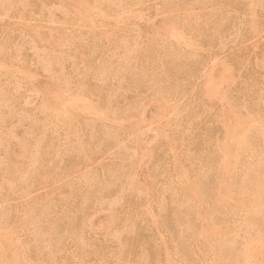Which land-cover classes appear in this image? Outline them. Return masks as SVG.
<instances>
[{
	"label": "rangeland",
	"instance_id": "374dc122",
	"mask_svg": "<svg viewBox=\"0 0 264 264\" xmlns=\"http://www.w3.org/2000/svg\"><path fill=\"white\" fill-rule=\"evenodd\" d=\"M262 88L264 0H0V264H264Z\"/></svg>",
	"mask_w": 264,
	"mask_h": 264
},
{
	"label": "bare ground",
	"instance_id": "6f19581e",
	"mask_svg": "<svg viewBox=\"0 0 264 264\" xmlns=\"http://www.w3.org/2000/svg\"><path fill=\"white\" fill-rule=\"evenodd\" d=\"M44 1V0H43ZM47 1V0H46ZM254 83H256V82H254ZM256 85V84H255ZM262 89H264V88H262ZM256 94V93H255ZM69 95H70V93H69ZM256 96H258V95H256ZM262 96H264V94L262 95ZM67 98V97H66ZM69 98V97H68ZM71 98V97H70ZM264 98V97H263ZM76 99H74V100H72V101H75ZM84 100V99H83ZM68 101H70V100H68ZM80 101H82V100H80ZM79 102V101H78ZM63 103H66V102H63ZM62 103V104H63ZM69 103V102H68ZM81 103H83V102H81ZM61 104V105H62ZM70 104V103H69ZM72 104H73V102H72ZM75 104H77V103H75ZM68 105V104H67ZM74 105V104H73ZM83 106H84V104H82ZM74 106H76V105H74ZM71 107V106H70ZM78 107H80V106H78ZM78 107L76 108L77 109V111H78ZM85 107H87V106H85ZM84 107V108H85ZM89 107V106H88ZM68 108V107H67ZM74 109V108H73ZM81 109V111L83 110L82 108H80ZM86 110H90V109H86ZM88 111H86V113H88ZM83 112V111H82ZM80 114H82V113H80ZM91 114V113H90ZM86 115V114H85ZM92 115H94V114H92ZM82 116H83V114H82ZM87 116V115H86ZM253 123V122H252ZM234 195H235V193H234ZM234 201V200H233ZM237 201V200H236ZM201 259H202V257H201ZM198 262V261H197Z\"/></svg>",
	"mask_w": 264,
	"mask_h": 264
}]
</instances>
